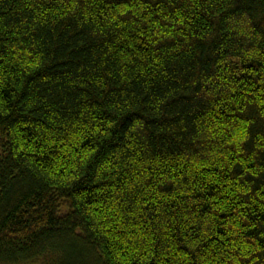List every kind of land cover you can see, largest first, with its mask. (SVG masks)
<instances>
[{"label":"trees","instance_id":"1","mask_svg":"<svg viewBox=\"0 0 264 264\" xmlns=\"http://www.w3.org/2000/svg\"><path fill=\"white\" fill-rule=\"evenodd\" d=\"M0 264H264V0H0Z\"/></svg>","mask_w":264,"mask_h":264}]
</instances>
